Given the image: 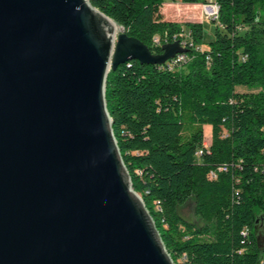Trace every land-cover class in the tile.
<instances>
[{
	"label": "water",
	"instance_id": "water-1",
	"mask_svg": "<svg viewBox=\"0 0 264 264\" xmlns=\"http://www.w3.org/2000/svg\"><path fill=\"white\" fill-rule=\"evenodd\" d=\"M90 0H0V264H175L134 190L111 70L163 66ZM117 26V25H116Z\"/></svg>",
	"mask_w": 264,
	"mask_h": 264
},
{
	"label": "trees",
	"instance_id": "trees-1",
	"mask_svg": "<svg viewBox=\"0 0 264 264\" xmlns=\"http://www.w3.org/2000/svg\"><path fill=\"white\" fill-rule=\"evenodd\" d=\"M90 1L155 54L183 41L184 28L190 32L186 62L170 68L130 61L111 70L106 85L133 188L171 258L264 264L256 233L264 215V0H214L219 16L210 42L202 23L161 21L164 0ZM191 201L198 222L180 213Z\"/></svg>",
	"mask_w": 264,
	"mask_h": 264
},
{
	"label": "rangeland",
	"instance_id": "rangeland-1",
	"mask_svg": "<svg viewBox=\"0 0 264 264\" xmlns=\"http://www.w3.org/2000/svg\"><path fill=\"white\" fill-rule=\"evenodd\" d=\"M210 3L214 2V0H208ZM170 2L171 4H178L171 5L172 7L165 8L164 4L160 8V20L163 22H176L182 25L186 23H201L204 24L205 30V40L206 42H210L214 38V31L218 22L206 20L203 17V10L202 4L198 7H191L184 5L181 0H164V3ZM121 28H118V32ZM185 34L189 31L185 29ZM188 36L184 35V40H188ZM202 49H207L206 46H203ZM205 130V145L208 147L211 145V138H212V127L209 125L204 126ZM181 215L192 222H198L197 218L194 215V203L191 201L188 203L184 208L180 211ZM257 238L260 244V247H264V215H259L258 223L256 227Z\"/></svg>",
	"mask_w": 264,
	"mask_h": 264
},
{
	"label": "built area",
	"instance_id": "built-area-1",
	"mask_svg": "<svg viewBox=\"0 0 264 264\" xmlns=\"http://www.w3.org/2000/svg\"><path fill=\"white\" fill-rule=\"evenodd\" d=\"M172 1H175V0H172ZM202 10H203V17L206 20H211V21L218 22L217 19H216V11H219V7L217 6L216 3L211 2L209 4H202ZM184 35L189 37L190 36V32L188 31L186 34L184 32V34H182L183 38H184ZM156 42H158V40ZM181 44L183 46H186L187 42L185 40H183V41H181ZM182 62H186L185 55H178L176 57V59L168 62L167 64L169 65L170 68H174L176 65H178V64H180ZM226 170H227L226 167L219 169L220 172L226 171ZM211 178L217 179V174L215 172H212L211 173Z\"/></svg>",
	"mask_w": 264,
	"mask_h": 264
},
{
	"label": "crops",
	"instance_id": "crops-1",
	"mask_svg": "<svg viewBox=\"0 0 264 264\" xmlns=\"http://www.w3.org/2000/svg\"><path fill=\"white\" fill-rule=\"evenodd\" d=\"M170 1H172V0H170ZM171 5H177L178 6V4H171L170 2H167V3H164V6H165V8H169V7H172ZM184 5H186V6H193V7H198V6H200V5H187V4H184ZM202 23V22H201Z\"/></svg>",
	"mask_w": 264,
	"mask_h": 264
},
{
	"label": "bare ground",
	"instance_id": "bare-ground-1",
	"mask_svg": "<svg viewBox=\"0 0 264 264\" xmlns=\"http://www.w3.org/2000/svg\"><path fill=\"white\" fill-rule=\"evenodd\" d=\"M218 16H219V11H216V19L218 20ZM116 30H118V26L114 25Z\"/></svg>",
	"mask_w": 264,
	"mask_h": 264
}]
</instances>
